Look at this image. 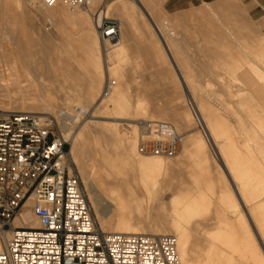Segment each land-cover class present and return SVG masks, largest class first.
Here are the masks:
<instances>
[{
    "label": "bare ground",
    "instance_id": "bare-ground-1",
    "mask_svg": "<svg viewBox=\"0 0 264 264\" xmlns=\"http://www.w3.org/2000/svg\"><path fill=\"white\" fill-rule=\"evenodd\" d=\"M167 1L91 0L87 12L27 0L25 8L40 11L45 21L85 31L78 39L82 54L67 43L53 61L52 49L45 53L33 39L35 43L28 44L31 36L23 26L27 19L24 6L23 12L16 11L21 1L0 0V28L10 35L1 38L6 49L0 48V110L55 119L65 142H71L70 159L82 175L103 232L175 238L181 264H264L260 246L264 245V34L249 25L244 6L233 1L205 4V8L176 18L163 12ZM133 9L138 11L135 16ZM96 10L102 19L121 20L120 39L103 43L106 59L93 25ZM238 13L243 22L237 19ZM134 26L141 32L149 29L153 39L162 40V50L150 46L147 57L161 63L158 71L167 58L174 62L202 119L177 115V105L149 109L128 100L130 70L122 67ZM191 31L200 38L212 37L223 51L206 55L190 51ZM182 43L183 51H177ZM202 57L213 61L196 60ZM6 62L12 65L11 75L4 69ZM56 64L67 74L62 82L53 76ZM107 73L118 83L101 100ZM203 76L222 79L215 93L218 97L198 81ZM42 78L51 85L42 83ZM74 81L77 84L71 86ZM91 112L104 121L78 126L79 119ZM127 119H167L178 124V129L171 125L178 133L202 120L208 135L184 137L183 152L173 161L148 157L139 152L137 126L118 123ZM212 147L224 171L212 156ZM110 187L119 188L115 197ZM31 218L30 214L24 216L25 220ZM29 225L40 229L37 220Z\"/></svg>",
    "mask_w": 264,
    "mask_h": 264
},
{
    "label": "built area",
    "instance_id": "built-area-1",
    "mask_svg": "<svg viewBox=\"0 0 264 264\" xmlns=\"http://www.w3.org/2000/svg\"><path fill=\"white\" fill-rule=\"evenodd\" d=\"M42 3L91 9V0ZM98 14L92 18L101 42L119 40L120 22ZM114 85L109 80L105 96ZM136 126L141 155H179L184 135L174 127L162 121ZM69 146L50 118L0 110V264H181L175 238L102 231ZM27 214L32 218L25 220ZM32 220L40 229L31 228Z\"/></svg>",
    "mask_w": 264,
    "mask_h": 264
},
{
    "label": "rangeland",
    "instance_id": "rangeland-1",
    "mask_svg": "<svg viewBox=\"0 0 264 264\" xmlns=\"http://www.w3.org/2000/svg\"><path fill=\"white\" fill-rule=\"evenodd\" d=\"M20 1H21V8L17 9L16 11L17 12H23L22 7L24 6L23 9H25V12H23V13L25 15L27 14V19H26L23 26H25L26 29L28 28L29 34L31 36L30 41L28 42L29 45L34 44L36 41L44 47L45 53H47L49 49H52V52H53L52 60L53 61L57 60L58 54L62 51L61 48L63 46H65L67 43H71L72 51L79 53V54H82V49L80 48V43H79L80 40H78V39H80V36H82L85 33L84 30L79 29V31H78L70 25H68V26L66 25L65 26V28L67 27L66 29L60 28L56 24H53L49 21H45L44 16L41 14L40 11L38 12L37 10H33L27 6L25 8V5H26L25 2H27V0H20ZM23 1L25 4L23 3ZM43 1L44 0H41V4H40L41 6L43 5V3H42ZM114 1L115 0H107L108 3H111ZM170 1L171 0H168L167 3L164 5V8H163V12L169 18L170 17L176 18V16L178 17V15L181 16L183 14L191 13V11L193 12L195 10L205 8L206 7L205 4H209V5L211 4V6H214V5L220 4L222 2L233 1V2L237 3L238 5L239 4L242 5L239 7L244 6L242 8V10L245 9L243 11H245L246 16L248 15L247 16L248 18L247 17L246 18H247L248 23L250 22L249 25L253 26V28L255 30L257 29L256 30L257 32L264 34V0H205L204 2L198 0V1H193V4H188V1H186L187 3H184V4L182 3L179 6V8H175L173 4H170ZM40 8H42V7H40ZM133 10L134 11L132 12V15L133 16L137 15L136 13H138V11L136 9H133ZM0 13H1V10H0ZM239 13L237 14V19H240V21H241L244 17L242 14H239ZM85 15H87V14H85ZM87 17L89 18L88 15H87ZM108 19L117 20L121 23V20L117 17H110ZM133 22L136 23L137 21L133 20ZM241 22H243V21H241ZM93 25H94V22H93ZM255 26H256V28H255ZM138 29H140L138 26H134L132 28L133 32L131 31V35L133 37L130 36L131 38L129 41V42H131V45H129V43H128L130 49H129L128 53H126V56H124L125 61H124V66L122 67L123 71H125L126 69L130 70L129 71L130 74H129V78H128V81L130 83L129 89H128V94H127L128 100L131 101L132 103L137 102V103H140L142 105H146L145 107H148L149 109H151L152 107L153 108H162V109L175 108L177 105L179 108L177 115L183 116L185 118L187 115H190L191 118L192 117H197V118L199 117L200 119H202L201 115L198 112V108H197L196 104L190 99V96L188 95V93L186 91V86L184 84V81L182 80V75H181L182 73L178 69H176V67L174 66V62L172 63V60L170 58H167V60L165 61L166 63L165 62L162 63L163 64L162 66L164 68L162 69V71L159 70L160 71L159 72L156 69V67L161 63L160 62L155 63V61L152 58L147 57L146 52L152 48L154 50L157 49L158 51L162 50L161 49L162 48V46H161L162 40L158 37L153 39V37L151 35L152 34L151 30H149V29L142 31L143 33H145L144 35H142L143 33L141 32V30L139 31ZM80 31H81V33H80ZM182 33H183V27L180 28V34H182ZM149 34H150V36H149ZM189 34H191V37L194 38V39L193 38L189 39V41H188L191 45H193V47L190 48V51L196 52L199 55H200V53L201 54L203 53L202 55H206V54L212 53V52L217 53V52L223 51L222 49H220L216 46L217 43L215 42V40L212 37L211 38L206 37V39H205V37L200 38V37H197V35H195L194 31H191ZM253 36H255V34H253ZM5 37H8L6 39H9L10 35L7 33L6 30H3V28H0V48H3V50H4V48L6 49V47L4 46V44L2 43L1 40L3 38L5 39ZM177 37H178V35H177ZM179 37H181V35ZM133 38H135V39H133ZM31 39H33L35 41H33V40L31 41ZM67 40H69V42ZM193 40H195V41L193 42ZM159 41H160V44L158 43ZM132 42H135V44ZM150 43H152L153 45ZM155 43L158 45H156ZM103 45L104 44L102 42L101 48H102L103 55H105L104 57L106 59V52H105ZM208 45H211V46L214 45V46L211 47L209 50L207 48H205L203 50L201 49V48H204V46L206 47ZM2 46H4V47H2ZM150 46L152 48H150ZM195 46L199 49H197ZM184 47H185V44H184ZM180 50H181V52L183 51V43L179 46V50L177 49V51H180ZM36 59H38V58H36ZM182 60H183V57H182ZM196 60L197 61H204V62H208V60L213 61L211 58H207V57H202L201 59L197 58ZM215 61H216V59H215ZM73 64L76 65L75 63H73ZM10 66L12 67L11 63H9V64H8V62L4 63V69L5 70L7 69V71L11 75V67ZM62 67L63 66L60 67V65H58V64L53 66L52 71L53 70L54 71L52 73H53V76L55 77V81H56V79L57 80L60 79V81L62 82L63 78L67 75L64 71H62V69H61ZM107 68H108V65L106 64L105 70ZM106 72H107V70H106ZM217 72H219V69L217 70ZM219 74L222 76V77L220 76L221 78L224 77L223 72H219ZM43 76H45V75H43ZM202 78L203 79L199 78L200 80H198V81H201L202 85L207 86L210 89L209 90L207 87H205L209 91V93L211 92V94H213L212 92H214V94H215L218 92V90H219L218 89V83L220 81H222L221 78H220L221 80H219V78H216V80H215L214 77H210V76H207V77L203 76ZM109 80L118 83V80H116L114 78L110 79L108 76V73H107V77L104 80L102 91H101V94L99 96V99H101V100L105 97L104 96V88L107 85V83L109 82ZM215 81H216L217 85H216ZM41 82L42 83L45 82L44 78L41 79ZM45 84L51 85V83H48V82H45ZM75 84H77V82H75V81L71 82V86L75 85ZM207 90L204 89L203 91L208 92ZM215 95L218 97L219 94H215ZM88 114L84 115V117H81L79 119L81 121H79L78 126H83L85 123L92 122V121H98V120L104 121L102 119L94 118L93 112L88 113ZM42 117L50 118L54 122L55 127L61 133L60 126H58V124L56 123L55 119L52 116L45 115ZM132 120L133 119H131V120L127 119L126 121L124 120L125 122L119 121L118 123L120 125L122 123L123 126H125V125L128 126L130 124L136 125V122H133ZM155 120H157V119H155ZM159 120L162 122L168 123V124H170V125H172L178 129L177 123H173L172 121L167 120V119H159ZM179 133L183 134L185 138H187L188 136L197 135V133L199 136L202 134H205V136L208 135L207 128L203 124L202 120L201 121L199 120V123L194 124L192 126V128L189 127L188 129H186L184 131H183V127H182L181 131L179 129ZM198 135H197V137H198ZM69 144L71 146V142H69ZM70 146H69V149H70ZM212 148L213 149H211V151H212L211 154H212V156H214L216 158V163L219 166V168H221L222 165L219 164L220 160L217 157L216 149L214 147H212ZM182 152H183V148L181 149V151L177 157H179L182 154ZM148 157H153V156H148ZM177 157H175V158H177ZM175 158H172L169 160L173 161V160H175ZM221 170L224 171V167L221 168ZM76 172L79 175L81 174L80 171H78V170H76ZM80 177L82 179V175H80ZM139 185L137 184V186H139ZM142 187H144L143 184H141L140 188H142ZM110 188H109L110 189L109 192L111 194H113L112 195L113 197H115L117 195V191L119 192V188H117V187H110ZM168 198H169V196H168ZM166 202L168 203V200ZM168 208L169 207L167 205L166 209H168ZM163 236H165V235H163ZM260 246H261V249H262V252L264 255V245H262V243H261Z\"/></svg>",
    "mask_w": 264,
    "mask_h": 264
},
{
    "label": "crops",
    "instance_id": "crops-1",
    "mask_svg": "<svg viewBox=\"0 0 264 264\" xmlns=\"http://www.w3.org/2000/svg\"><path fill=\"white\" fill-rule=\"evenodd\" d=\"M186 1H188V4H193V1H198V0H171L170 4H173L175 8H179V6L183 3H187ZM202 2H204L205 0H200Z\"/></svg>",
    "mask_w": 264,
    "mask_h": 264
}]
</instances>
